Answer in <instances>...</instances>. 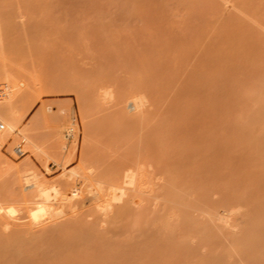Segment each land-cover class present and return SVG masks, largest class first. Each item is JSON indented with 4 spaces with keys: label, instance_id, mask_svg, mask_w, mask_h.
Listing matches in <instances>:
<instances>
[{
    "label": "rangeland",
    "instance_id": "374dc122",
    "mask_svg": "<svg viewBox=\"0 0 264 264\" xmlns=\"http://www.w3.org/2000/svg\"><path fill=\"white\" fill-rule=\"evenodd\" d=\"M77 93L89 179L33 223L31 179L61 192L79 164ZM66 98L76 158L17 157L6 122L47 138L37 108ZM0 123V203L25 219L0 264H264V0H0Z\"/></svg>",
    "mask_w": 264,
    "mask_h": 264
},
{
    "label": "bare ground",
    "instance_id": "6f19581e",
    "mask_svg": "<svg viewBox=\"0 0 264 264\" xmlns=\"http://www.w3.org/2000/svg\"><path fill=\"white\" fill-rule=\"evenodd\" d=\"M13 81L11 83V84H13L12 86L15 88H18V90L20 92V90L22 89L21 84H23L24 82L23 83H22V81L18 82L17 80H15L14 82ZM19 85H21V86H19ZM15 88L13 89V91L15 90V92L17 93ZM79 89H80V87H79ZM21 91H23V89ZM52 91H50V92L52 93ZM68 91H70V89ZM78 91H81V89ZM19 92L17 94L21 93V92L20 93ZM66 93L67 92H65V94ZM68 93H70V92H68ZM72 93H73V90H72ZM75 98H76V96H75ZM76 101L78 104L77 106H79L78 110L80 109V112H81V113L79 112V114L82 116V117L81 116H79V117L83 118L82 131H81L82 137H83V138L81 137V140H83V143L80 147L81 149H80V153H79V157H78L79 162H77L79 164L76 163L77 168L73 169V171L71 170L72 172H70V174L67 173L68 175H66V176L63 174L65 177H63V180L61 179L60 184L64 189L61 192L56 186L47 185L46 181H42V180L38 179L37 176L34 175L35 177H33V179H31L32 182H30V184L34 188V193L33 192L32 193L35 197H37V200H35L34 203H32V204H28L25 208V210L27 209V215H26L27 218L30 219L31 222H33V223L38 224L39 222L41 223V221L43 222V221L50 220V219L57 217V216L58 217L62 216V214H64L62 211V208H61L63 205L62 203L64 201H69V200H72L76 197L78 198L80 196V193H81L80 188L79 187L74 188V185H73L75 180H76V177L79 175L78 172H80V170L86 174L84 175L85 176L84 177L82 172H81L82 175H79V178L81 176V178L83 180L85 178L89 179V177H88L89 174H87V172L89 173V170L88 171L86 170V172H85V167L88 164V153H87V151H88L87 141L88 140H86V138L88 139V137H89V136L87 137V135H89L88 130L91 127L88 124V122L86 123L85 117L87 114V110L89 109L88 107L90 105L88 107L86 106L89 103H87V104L85 103L84 95L82 93H77ZM73 103H74L73 100H71L70 98H66L64 100L62 99V100L54 101V102H46V103L42 102L41 105L38 106L39 108H37V111H36L34 117L40 118L42 120V123L44 124V126L47 127V130H48L47 138H46V136H44L45 134L43 135L44 137L41 138L40 136H38V134L33 132L34 130L32 131V128H29V127L15 128L16 124H13V123L11 124L10 122H6L7 128L5 127L4 130H8L9 131L8 133H10L11 131L13 133H15V135H14L11 132L13 137H15V139H12V140L17 141V143L15 142V146L13 148L11 147L12 152L14 153L15 149L17 147H20L21 150L24 151V154L26 151L30 150V152H32L34 154L39 153V154L45 156L46 158L51 159L54 163H56L58 165L61 164V162H62V164H65L64 161H66V163H69L72 160H74L76 158L77 142L79 140V133L78 132L80 130H79V128H77L76 129L77 131L73 132L71 134V137H68V135H67V132L69 131L70 126H72L71 124H73V118H74V113H73L74 112V104ZM63 109H66L67 111L63 110ZM63 112H64V114H61ZM81 121H82V119H81ZM90 123H94V122L91 121ZM89 131H91V129ZM11 133L9 135H11ZM92 134H93V132H92ZM12 135H11V137H12ZM84 137H85V140H84ZM14 141H12V142H14ZM23 146H25V147L27 146V149L24 148ZM43 156H41L42 159H43ZM37 157H40V156H37ZM87 168H88V166L86 167V169ZM76 169L78 172L76 171ZM127 174L124 176H127ZM129 176H130V174H129ZM126 178H125V180H126ZM131 178H133V177H131ZM128 180H130L129 184H131L130 177H128ZM26 181L28 183V179H26ZM91 181H93V180H90L89 183ZM128 182L129 181H127V183ZM89 183H88V186H89ZM125 183H126V181H125ZM125 183H124V185H125ZM90 184H91L89 186V187H91L90 192L93 193V191H94V193H95L99 187L97 186V190L95 191L96 186H94V185H96V184H94V183H90ZM125 186H128V185H125ZM123 189L120 188L121 191H120L119 195L124 194V192L122 193ZM50 191L54 193L52 198H51ZM66 191L67 192L70 191V192L68 194H66ZM119 198L120 197H118V196L117 197L113 196L110 199L111 200L112 199L117 200ZM107 204H109V203H107ZM14 206L13 205H5V204L0 203V221H3L0 223H3L2 225L7 226V228L10 226V223L12 224V222L19 221L20 219L23 218V216L18 215V213H19L18 209L15 208ZM18 207H20V206H18ZM1 217H2V219L3 218L4 219L2 220ZM19 224H20V222H19ZM2 228H3V226H2ZM27 232H29V230ZM83 234H85L86 236L89 235V233H87V232H85Z\"/></svg>",
    "mask_w": 264,
    "mask_h": 264
},
{
    "label": "built area",
    "instance_id": "2783aa9c",
    "mask_svg": "<svg viewBox=\"0 0 264 264\" xmlns=\"http://www.w3.org/2000/svg\"><path fill=\"white\" fill-rule=\"evenodd\" d=\"M73 113H74L73 124H71L72 126H70L69 131L67 132L68 137H71V134H72L73 132L77 131L76 129L79 128V120H78V116H77L75 110H74ZM61 114H64V112L61 113ZM74 123H75V124H74ZM2 128H3V124L0 123V129H2ZM14 154H15L17 157H20V156H22V155L24 154V151H22L20 147H17V148L15 149V151H14Z\"/></svg>",
    "mask_w": 264,
    "mask_h": 264
}]
</instances>
